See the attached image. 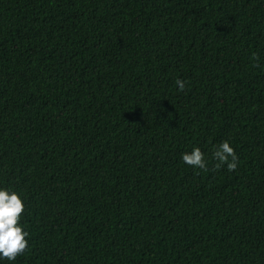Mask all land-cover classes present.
<instances>
[{"label": "trees", "instance_id": "16d2710c", "mask_svg": "<svg viewBox=\"0 0 264 264\" xmlns=\"http://www.w3.org/2000/svg\"><path fill=\"white\" fill-rule=\"evenodd\" d=\"M0 187L3 264H264V0H0Z\"/></svg>", "mask_w": 264, "mask_h": 264}, {"label": "clouds", "instance_id": "9594fccd", "mask_svg": "<svg viewBox=\"0 0 264 264\" xmlns=\"http://www.w3.org/2000/svg\"><path fill=\"white\" fill-rule=\"evenodd\" d=\"M176 86L180 91L185 88V81L176 79ZM212 157L217 167L226 165L229 171L238 166V157L228 141L221 142L213 150ZM182 161L191 167L205 169L207 161L204 153L197 147L190 152L181 154ZM25 205L22 197L16 191L0 187V264L7 259L9 262L24 252L28 245V232L19 223Z\"/></svg>", "mask_w": 264, "mask_h": 264}, {"label": "bare ground", "instance_id": "6f19581e", "mask_svg": "<svg viewBox=\"0 0 264 264\" xmlns=\"http://www.w3.org/2000/svg\"><path fill=\"white\" fill-rule=\"evenodd\" d=\"M131 215V214H130Z\"/></svg>", "mask_w": 264, "mask_h": 264}]
</instances>
